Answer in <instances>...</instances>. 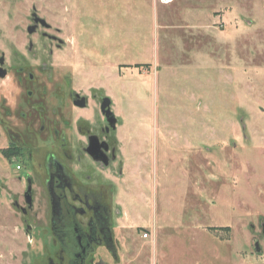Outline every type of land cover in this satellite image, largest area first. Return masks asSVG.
Masks as SVG:
<instances>
[{
	"label": "rangeland",
	"instance_id": "rangeland-1",
	"mask_svg": "<svg viewBox=\"0 0 264 264\" xmlns=\"http://www.w3.org/2000/svg\"><path fill=\"white\" fill-rule=\"evenodd\" d=\"M33 1L62 75L103 78L119 118L120 264H264V0ZM5 178L0 264H36Z\"/></svg>",
	"mask_w": 264,
	"mask_h": 264
},
{
	"label": "flooded vegetation",
	"instance_id": "flooded-vegetation-1",
	"mask_svg": "<svg viewBox=\"0 0 264 264\" xmlns=\"http://www.w3.org/2000/svg\"><path fill=\"white\" fill-rule=\"evenodd\" d=\"M15 2L20 13L0 3V175L19 185L9 206L36 264H120L121 207L102 176L123 174L112 98L103 78L62 75L59 14L54 24L33 0Z\"/></svg>",
	"mask_w": 264,
	"mask_h": 264
},
{
	"label": "crops",
	"instance_id": "crops-1",
	"mask_svg": "<svg viewBox=\"0 0 264 264\" xmlns=\"http://www.w3.org/2000/svg\"><path fill=\"white\" fill-rule=\"evenodd\" d=\"M171 0H167V1H165L166 3H169ZM122 139V136H120V140ZM123 140V139H122ZM122 140H121V143H120V152H122V150H123V147H122ZM143 238V237H142ZM147 238V237H146Z\"/></svg>",
	"mask_w": 264,
	"mask_h": 264
},
{
	"label": "built area",
	"instance_id": "built-area-1",
	"mask_svg": "<svg viewBox=\"0 0 264 264\" xmlns=\"http://www.w3.org/2000/svg\"><path fill=\"white\" fill-rule=\"evenodd\" d=\"M143 238H146L148 235L146 233H143Z\"/></svg>",
	"mask_w": 264,
	"mask_h": 264
},
{
	"label": "trees",
	"instance_id": "trees-1",
	"mask_svg": "<svg viewBox=\"0 0 264 264\" xmlns=\"http://www.w3.org/2000/svg\"><path fill=\"white\" fill-rule=\"evenodd\" d=\"M215 230V229H214ZM221 230V229H220Z\"/></svg>",
	"mask_w": 264,
	"mask_h": 264
}]
</instances>
